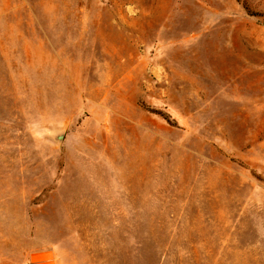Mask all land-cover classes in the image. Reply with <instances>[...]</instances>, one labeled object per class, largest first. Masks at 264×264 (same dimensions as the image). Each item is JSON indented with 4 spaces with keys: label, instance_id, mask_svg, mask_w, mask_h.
<instances>
[{
    "label": "rangeland",
    "instance_id": "374dc122",
    "mask_svg": "<svg viewBox=\"0 0 264 264\" xmlns=\"http://www.w3.org/2000/svg\"><path fill=\"white\" fill-rule=\"evenodd\" d=\"M45 251L264 264V0H0V264Z\"/></svg>",
    "mask_w": 264,
    "mask_h": 264
},
{
    "label": "crops",
    "instance_id": "0c3cea01",
    "mask_svg": "<svg viewBox=\"0 0 264 264\" xmlns=\"http://www.w3.org/2000/svg\"><path fill=\"white\" fill-rule=\"evenodd\" d=\"M29 264H57V261L51 252L45 251L35 255Z\"/></svg>",
    "mask_w": 264,
    "mask_h": 264
},
{
    "label": "water",
    "instance_id": "95a60500",
    "mask_svg": "<svg viewBox=\"0 0 264 264\" xmlns=\"http://www.w3.org/2000/svg\"><path fill=\"white\" fill-rule=\"evenodd\" d=\"M57 140L61 141L64 137V131H59L55 134Z\"/></svg>",
    "mask_w": 264,
    "mask_h": 264
}]
</instances>
